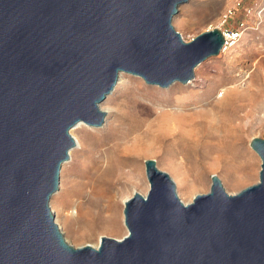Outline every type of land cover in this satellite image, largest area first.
<instances>
[{
  "label": "water",
  "instance_id": "1",
  "mask_svg": "<svg viewBox=\"0 0 264 264\" xmlns=\"http://www.w3.org/2000/svg\"><path fill=\"white\" fill-rule=\"evenodd\" d=\"M189 0H0V264H264V139L259 182L231 195L212 176L185 204L171 176L145 161L150 184L125 202L122 239L75 248L51 199L80 122L121 74L166 89L188 85L228 39L219 29L186 42L173 19Z\"/></svg>",
  "mask_w": 264,
  "mask_h": 264
},
{
  "label": "rangeland",
  "instance_id": "2",
  "mask_svg": "<svg viewBox=\"0 0 264 264\" xmlns=\"http://www.w3.org/2000/svg\"><path fill=\"white\" fill-rule=\"evenodd\" d=\"M173 26L186 42L207 31L219 29L227 36L228 43L218 56L205 60L195 70V80L188 85L175 83L163 89L148 85L142 78L124 74L121 85L101 104L111 112L104 117L101 128L85 125V132L76 133L86 146L85 153L79 152L73 161L63 165L60 189L50 203L67 242L75 248L96 246L102 236L120 240L127 235L123 202L125 197L131 198L135 192L145 196L148 194L147 160H155L158 168L171 176L180 199L186 204L192 203L195 196L210 192L213 175L221 179L225 190L231 195L259 182L262 161L250 143L254 138L264 139V0H189L180 7L173 19ZM222 92L240 94L241 105L246 106L239 113L242 119L237 121L242 126L241 138L238 141L229 139L233 146L227 158L233 161V167L228 168L217 155L203 160L198 157L202 161L177 175L176 171L183 161L173 159L169 151L162 152L158 148L155 138L159 130L156 124L165 114L177 116L183 123L190 119L212 122L217 117L214 118V108L210 104H221L223 99L217 98ZM222 104L221 108L229 106L228 101ZM144 115L148 116L147 124L153 121L155 125L145 139L144 152L137 154L133 167L129 165L125 168L124 176L120 178L123 184L117 183L119 175H116L112 195L114 199L110 202L101 199V208L110 205L111 227L118 232L99 230L91 238L73 235L66 222L73 220L76 214L72 217L71 213L78 206L77 202L69 205V199L65 195L63 197L64 190L71 181L88 182L85 178L94 176L96 163L101 161L102 167L105 166L106 150L116 143L124 144L118 138ZM133 168L136 171L129 177L128 172ZM107 189L99 187L97 192L104 195ZM90 191L91 187L86 186V199Z\"/></svg>",
  "mask_w": 264,
  "mask_h": 264
},
{
  "label": "bare ground",
  "instance_id": "3",
  "mask_svg": "<svg viewBox=\"0 0 264 264\" xmlns=\"http://www.w3.org/2000/svg\"><path fill=\"white\" fill-rule=\"evenodd\" d=\"M124 74L125 73L120 75L115 88L121 85L124 80ZM113 91L109 95H111ZM221 98L223 99V101L220 100L222 101L221 104L218 102H211L210 104L214 108V118L217 117V119H213L212 122L208 123L205 121H194L193 119H190L189 122L185 120L183 123L182 120L177 119L179 117L165 114L156 124L157 129L159 130V133L155 138L158 148L162 152L167 153L169 151L170 153L168 154L173 159L178 158L183 161L180 163L181 167L179 166L176 171L177 175H180L183 170L189 169L193 165H197L198 162L203 159L214 158V155H217L221 162L226 163L228 168L233 167V161L227 158V154L233 146L229 139L232 138L238 141L241 138L242 126L241 123H237V121L242 119V117L239 116V113L244 111L246 106L241 105V96L238 93L225 92L224 94L222 92L217 99ZM225 101L229 102V106L227 108H221L223 105L222 103ZM98 110L104 115L111 113L101 105H99ZM219 114L220 116H218ZM145 116L146 115H144V118L139 117V119H137L136 122H133L127 131L118 138L125 142L124 144L116 143L115 146L106 150L105 166L102 167L101 161L96 163L93 168L94 176H92V178H85L89 180L88 182L74 180L71 181L64 190L63 197L66 196L69 199V205L71 202H77L78 206L76 211L71 213L72 217L73 214H76V216L73 220H67L66 222L73 235H77L80 238H91V236L95 235L99 230L111 233L118 232L111 227L110 216L112 209L110 205L101 208V199H105L107 202L114 199L112 198V195L114 193L113 185L116 175H119V177H117V183L123 184L121 177L124 174L125 168L129 165H132L133 167V164L136 163L137 154L143 151L145 139L150 135L149 132L155 128L153 121L150 124H147L149 119L148 116ZM85 125V123L80 122L71 130L75 145L70 150V158L65 164L70 163V160L73 161L74 157L79 155V152L85 153V144L76 136V133L85 132ZM109 129L112 130L111 127H109ZM128 143L131 144L128 145ZM79 147L81 148L79 149ZM198 157H201L202 160H198ZM135 171V168L131 169L128 172V176L130 177ZM129 177H127V179ZM86 186L91 187L87 199L85 198ZM99 187L108 188L107 191L104 192V195H99V192H97ZM129 199L130 197H125L123 204ZM99 245L100 242L98 245L92 247L98 248Z\"/></svg>",
  "mask_w": 264,
  "mask_h": 264
}]
</instances>
